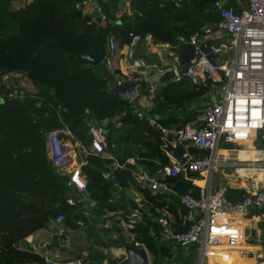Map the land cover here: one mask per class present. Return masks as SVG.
Returning a JSON list of instances; mask_svg holds the SVG:
<instances>
[{
    "label": "trees",
    "instance_id": "1",
    "mask_svg": "<svg viewBox=\"0 0 264 264\" xmlns=\"http://www.w3.org/2000/svg\"><path fill=\"white\" fill-rule=\"evenodd\" d=\"M13 1L0 0V264H44L30 249L20 246L58 216L72 225L82 223L94 242L99 241V248L126 244L123 229L116 223L103 227L107 215L120 209L124 218L131 211L139 212L142 220L130 232L133 242L145 247L151 264H164L170 249L160 246L161 230L154 219L159 210L167 209L172 232L184 231L180 224L185 209L178 196L190 193L197 197L200 189L192 180H199V176L187 173L165 179L163 183L175 197L153 194L131 180L133 167L113 169L111 160L90 155L81 169L86 199L79 201L67 185V176L48 164L46 138L52 130L67 128L80 144L88 145V119L101 122L119 117L122 126L137 129L142 139L144 132L156 138L147 144L148 154H136L141 158L138 166L154 175L169 165L159 133L136 119L130 102L111 94L121 73L107 68L108 39L114 38L118 48L129 46L137 35H150L161 45L174 44L178 38L189 40L219 20L214 4L220 0H128L132 15L118 17L119 0H99V13L92 16L76 7L81 0H31L18 9L12 7ZM226 1L228 8L238 12L237 2L244 0ZM142 57L148 63H158L151 56ZM12 74L25 76L36 93L27 92L22 99L7 97L10 87L3 83V77ZM209 88L197 92L185 79L168 83L155 90L150 113L158 115L164 127H182L190 119L179 121L172 115L164 116L165 111L195 100ZM118 130L108 126L107 150L124 164L129 157L118 156L113 147L118 145ZM188 153L195 158L205 156L194 148H188ZM109 174H114L117 184L107 177ZM130 188L143 197L142 206L125 203L124 191ZM68 197L73 205L67 203ZM111 232L118 235L117 240L104 243L99 234ZM106 258L94 249L87 260L88 264H102Z\"/></svg>",
    "mask_w": 264,
    "mask_h": 264
},
{
    "label": "built area",
    "instance_id": "2",
    "mask_svg": "<svg viewBox=\"0 0 264 264\" xmlns=\"http://www.w3.org/2000/svg\"><path fill=\"white\" fill-rule=\"evenodd\" d=\"M226 3V0L215 2L214 8L219 20L203 27L189 40L178 38L174 44L160 45L166 51V56L161 57L159 63L134 59L135 43L154 45L150 35L144 38L134 36L124 55L129 72L125 76H117L115 84L118 86L130 83L137 91L142 87V83L145 85L149 82L146 72L154 70L158 75L172 71L174 73L172 82L188 80L197 92L208 85L210 88H217L218 98L204 103L195 119L182 127H164L160 123V118L150 113V108L133 109L138 121L159 133L161 148L166 142L173 145L178 143L185 149L194 148L202 151L205 156L195 158L186 153L184 164L173 161L151 175L138 166V161L141 160L138 155L120 164L108 152L106 129L109 125L119 129L122 126L119 117L101 122L88 119L86 123L90 137L88 145L80 144L67 128L52 130L46 138L47 158L57 173L67 176V185L75 190L79 201L86 199V179L81 169L86 165L87 157L90 155L111 160L113 169H125L128 165L133 167L131 180L141 188L152 190L158 187L168 189L163 181L179 174L184 176L187 173L198 176L207 174L210 180L211 171L219 166L217 152L224 145H254V141L258 140L259 151L264 158V0L239 1L238 12L228 8ZM85 4L86 1L81 0L76 7L81 8ZM186 45L193 46L194 53L185 72L181 73L179 54ZM106 48V64L110 66L118 50L116 40L109 38ZM84 59L91 61L89 57ZM109 69L113 71L110 67ZM9 81L8 76L3 77V83L10 87L7 97L22 99L27 93V85L23 81H17L9 86ZM154 88L155 85L150 83L148 94L150 96L147 97L151 102L154 99L152 95ZM143 137L149 144L156 140L150 132H144ZM211 191L209 187H204L197 197L190 193L178 196L185 209L180 224L185 230L181 233L172 232L173 222L167 209L159 210L158 216L154 219L160 227L163 239L170 240L181 248L197 244L199 256L206 262L208 254L238 249L246 241L245 226L251 216V209H256L259 218L264 222V186L254 189V193L244 194L237 201L229 199L222 193ZM67 203L74 204L70 197L67 198ZM84 216L87 217L88 213L85 212ZM55 220L62 223L64 217L58 216ZM141 220L137 210L131 211L124 218L123 231L130 233ZM78 225L83 227L82 223ZM55 237L60 247L70 243L62 230L58 231ZM134 244L145 249L139 243ZM43 261L44 264H59L49 258H44ZM68 264L86 263L81 258H73ZM254 264H264V241L261 255Z\"/></svg>",
    "mask_w": 264,
    "mask_h": 264
},
{
    "label": "crops",
    "instance_id": "3",
    "mask_svg": "<svg viewBox=\"0 0 264 264\" xmlns=\"http://www.w3.org/2000/svg\"><path fill=\"white\" fill-rule=\"evenodd\" d=\"M31 0H14L12 7L15 9L24 8ZM86 4L82 7L83 14L85 15H96L99 13L100 4L99 0H84ZM117 17L126 14L128 16L132 15V11L130 9V4L128 0H119L117 4ZM153 39V38H152ZM161 44L147 45L142 43L139 48L138 46L135 49L136 57L139 59H143L142 56H151L158 63L161 60V57L166 56V51L163 50L160 46ZM127 46L123 48H118L115 58L111 61L110 66L107 65L108 70L109 67L114 71H120L121 76H125L129 71L126 68L127 63L124 58L125 53L127 52ZM9 79L16 83L17 81H23L27 85V92L31 94L36 93V89L32 85V83L23 75L20 74H12L8 76ZM164 88L162 86H155L152 95L155 96L154 92L157 89ZM150 96V95H149ZM148 96V97H149ZM219 96L217 88H209L205 94L196 98L195 100L189 101L185 104L175 106L165 111L164 116H174V119L179 121H186V119H190L186 124H189L193 121L200 110L201 106L204 103H207L211 99H217ZM143 93H137V97L131 101V105L134 108L140 109H149L154 107V102L149 101V98ZM158 116V115H156ZM159 117V116H158ZM116 118V117H114ZM114 118L110 120H114ZM185 124V125H186ZM123 127V128H122ZM122 128V129H121ZM137 129L132 128V126H121L117 132H119L118 136V145L113 146L116 150V154L120 157H133L137 153H145L148 154V146L144 137L140 136V133L137 132ZM108 134V127L106 129V137ZM232 149H235L232 151ZM260 143L258 140L254 141V145H235L228 146L224 145L219 148L217 152V161L219 166L211 171V174H219L221 176L220 182L211 183V177L209 180V175L203 174L199 176V180H192V184L198 187L201 191L204 187H209L212 191L216 193H222L227 196L229 199L237 201L246 193H254L253 191L255 186L250 184H255L254 173L262 171L264 175V158L260 153ZM243 151L248 152L246 155ZM165 153V152H164ZM186 153H188V149H186ZM256 153L257 159L253 158V154ZM166 154V153H165ZM167 156V154H166ZM193 156V155H192ZM168 157V156H167ZM194 157V156H193ZM128 158V159H129ZM170 164L173 163V160L169 158ZM245 171L247 174L251 175H243L242 171ZM264 177V176H263ZM262 177V179H263ZM261 179V180H262ZM250 180V181H249ZM264 181V180H263ZM263 181L258 185V187L264 186ZM212 186V188H211ZM220 187V191H214L215 187ZM173 192V191H172ZM174 193V192H173ZM124 195L127 200H124L125 203L128 201H133L134 203L142 206L143 197L135 191L133 188L127 189L124 191ZM176 196V195H175ZM130 206L128 204L127 209ZM259 213L256 209H251V216L246 221L245 232H246V241L241 244L238 248L237 252H222L220 251L219 256L217 258V262L215 260H211L208 264H237L238 261H241L243 258V254L247 259L257 261L258 257L261 255V247L262 242L264 241V222L259 218ZM107 222L104 224V228H111L114 223L117 224L119 228L122 229V225L124 223V210L120 209L115 213H110L107 215ZM67 220L64 219L62 223L56 222V220H52L46 224L44 228L36 231L31 236L27 237L24 240V244L20 247L26 249H30L34 254H36L39 258H49L54 263L59 264H68L73 258H81L88 264L87 257L89 252L94 249H99L106 255V259L102 262V264H119L121 261L125 259V254L123 249L119 247V245H112L107 249L99 248L98 243L94 242L93 237L88 240L87 232L79 225H72L76 228H70L65 225ZM64 231L66 237L69 238L70 243L67 246L60 247L57 244L56 233L58 231ZM123 239L125 243H134V236L131 233H126L123 231L122 233ZM100 238L104 239V243L111 244V241H116L118 235L115 232L111 233H100ZM161 247H167L170 249L168 261L166 262V257L163 259V263L167 264H191V260L193 256H188L192 249L189 246L187 248H181L177 246L174 242L166 239H161L160 241ZM243 252L240 253L239 251ZM171 256V258H170ZM148 257L151 261V257L148 253ZM231 258V260H230ZM189 261V263H188ZM253 261L247 263L252 264Z\"/></svg>",
    "mask_w": 264,
    "mask_h": 264
},
{
    "label": "water",
    "instance_id": "4",
    "mask_svg": "<svg viewBox=\"0 0 264 264\" xmlns=\"http://www.w3.org/2000/svg\"><path fill=\"white\" fill-rule=\"evenodd\" d=\"M107 21V20H106ZM138 46L137 43L133 45V50L136 49ZM194 53L193 46L186 45L184 46L179 54L180 59V69L179 71L181 73H184L186 70V67L188 65V62L190 59H192ZM134 59H137V57L134 55ZM146 78L149 80L150 83H152L155 86H162L166 85L168 83H171L174 78V73L172 71H167L162 75H158L154 70H149L146 72ZM145 83L144 87H139L136 91L135 86L130 83H123L118 86H114L111 89V94L116 99L122 101V102H131L137 97L138 93H143L145 96H148L149 90H150V83ZM12 85V81H9V86ZM162 150L167 154L171 160L178 164H184L185 158L184 155L186 154V149L183 145L175 143L174 145L166 142L165 146L162 148ZM51 165V163H48ZM109 179H111L115 184H117V180L114 176V174H109L107 176ZM153 194H161L169 197H175V193H173L171 190L165 189L163 187H158L155 190H152L151 188L148 189ZM69 198V197H68ZM65 225L69 226L70 228H76L71 226V224L66 221ZM87 238L88 240L91 239L90 232H87ZM119 247L123 249L125 254V259L121 261L119 264H151L150 259L148 257V254L144 248H138L134 243H126V244H120Z\"/></svg>",
    "mask_w": 264,
    "mask_h": 264
},
{
    "label": "rangeland",
    "instance_id": "5",
    "mask_svg": "<svg viewBox=\"0 0 264 264\" xmlns=\"http://www.w3.org/2000/svg\"><path fill=\"white\" fill-rule=\"evenodd\" d=\"M254 174H255L254 175L255 184L254 185L253 184H250V185L255 186V188H259L258 185L261 183V181H262L261 179L262 178L260 180L257 179V176H256L257 172L254 173ZM210 177H211V183H215V182H218L219 183L220 182L221 176L219 174H212ZM214 187H215V190L214 191H220V187H219V189L216 186H214ZM211 188H212V186H211ZM191 246H194V247H191L192 251L188 255V256H193L192 257V260H191V264H196V263H199V264H208V262H206L202 257L199 256V246L197 244H193ZM224 251L225 252H237L238 249H234V250H231V251L223 250L222 252H224ZM239 252L242 253L243 251L240 250ZM242 256H243L244 259H242L241 261H238L237 264H247V263H249L251 261H253V264H254V262H255L254 260L247 259V257L244 256V254ZM170 258H171V256H170ZM230 260H231V258H230ZM167 261H168V257H166V262ZM166 262H164V264H167ZM188 263H189V261H188ZM171 264H172V262H171Z\"/></svg>",
    "mask_w": 264,
    "mask_h": 264
},
{
    "label": "bare ground",
    "instance_id": "6",
    "mask_svg": "<svg viewBox=\"0 0 264 264\" xmlns=\"http://www.w3.org/2000/svg\"><path fill=\"white\" fill-rule=\"evenodd\" d=\"M243 153L246 155L248 152H246V151H243ZM253 154V158L254 159H257L258 157L256 156V153H252ZM251 175V174H247L244 170L242 171V174L243 175ZM256 176H257V179H261L262 177H263V172L262 171H259V172H257V174H256ZM219 253L220 252H214V253H211V254H208V261L207 262H209V261H211V260H215V262H217V258H218V256H219ZM253 264V263H252Z\"/></svg>",
    "mask_w": 264,
    "mask_h": 264
}]
</instances>
